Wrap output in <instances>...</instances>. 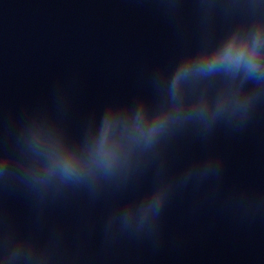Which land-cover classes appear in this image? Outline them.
I'll use <instances>...</instances> for the list:
<instances>
[{"label":"clouds","instance_id":"clouds-1","mask_svg":"<svg viewBox=\"0 0 264 264\" xmlns=\"http://www.w3.org/2000/svg\"><path fill=\"white\" fill-rule=\"evenodd\" d=\"M249 68H250V69H254V68H255V65L252 64V63H249Z\"/></svg>","mask_w":264,"mask_h":264}]
</instances>
